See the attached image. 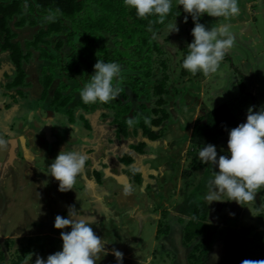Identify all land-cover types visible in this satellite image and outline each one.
<instances>
[{"label": "rangeland", "instance_id": "obj_1", "mask_svg": "<svg viewBox=\"0 0 264 264\" xmlns=\"http://www.w3.org/2000/svg\"><path fill=\"white\" fill-rule=\"evenodd\" d=\"M30 1L23 0V4L27 7ZM171 2L172 6L182 7L178 5V0ZM238 6L240 12L237 16L216 18L205 13L200 20V23L209 29L213 25L228 24L235 37L232 49L225 56L218 71L210 77H205L202 72L193 75L182 67L181 60L189 51L187 45L194 39L191 34L194 26L173 18L165 24L163 34L158 39L163 42V58H166L169 64L168 98L172 104L170 107L168 105L170 109L168 120L165 125L159 127L161 136L149 150L146 148L143 155L141 166L143 169L145 166L147 177H142L141 183L119 180L111 174L114 166L126 165L117 161L121 155L115 151L111 152V149L108 153L110 152L112 157L108 159L102 156L105 143L98 136H104L105 133L114 136L113 133L117 129V125L112 122L111 114V117L102 116V107L89 114L90 120H93L94 130L85 126V114H79L80 107L85 109L83 105L78 106L73 113L84 125L70 126L66 122L72 111L67 114L64 108L71 103L75 104L76 101L71 96L70 100L67 98L60 105L61 108L53 106L52 111L40 109L37 113L29 109L34 106L33 108L38 111L37 101H41L49 94L51 85L48 86L46 83L49 73L59 76L57 80L59 90L68 86L65 83L64 72L60 70L62 73L59 74L50 61L53 59L57 64L65 65L64 60H67V57L64 52L70 48L62 47L64 52L56 50L58 40L54 32L47 39L50 41H45L43 37L35 39L37 30L27 32L25 45L18 41L23 54L28 56L22 60L26 78L24 85L20 86L26 91L10 88L11 82L17 76L15 75L17 69L12 63L0 65V130L4 131L3 134L0 131V138L7 141L5 146H0V253L6 254L8 264L13 257L11 254H16L15 251L20 252L21 247L28 243L29 237L39 236L35 244H44L45 251L40 256L45 260L49 254L62 250L60 232L71 231V228L56 229L54 221L57 215L68 218L70 205L80 214L95 217L93 231L108 241L105 245L107 255L101 253V259L96 264H117L112 249L123 253V264H147L148 257H151V264H190L184 256L195 248L200 240L196 238L190 246L184 245L182 231L185 230L193 206L203 201L208 203L205 199L209 191L208 181L214 178L218 171L212 164L200 161L198 153L203 147H193L190 144L194 122L204 113L203 110L208 111L223 103L234 106L237 114L240 113L238 116H242L241 123L246 122L250 106H254L253 111L264 108V0H238ZM113 7L117 11V8ZM52 12L56 10L53 9ZM23 21L27 20L24 18ZM45 22H47L45 19L40 22L39 29L47 26ZM175 22L179 31L168 34V24ZM140 35L143 42L139 46H144L148 35L147 33ZM165 37L169 38L166 43ZM12 38L17 39L15 33ZM121 39L122 37L119 38ZM122 42L124 44V41ZM150 42L151 47L154 44L153 39ZM44 48L49 50L46 55H43ZM146 49L148 48L143 51L140 49L141 57L134 52L129 54L139 59L133 68L139 71L142 77H145L144 71L149 72L148 68L153 69L156 66L152 63L151 53L147 56ZM8 52L9 50L0 49V62L10 60ZM124 52L128 54L122 51ZM60 53L63 57L59 55ZM147 57H150V60ZM161 70L159 67L154 74H160ZM6 72L9 76L3 77ZM147 80L149 84L154 82L153 78ZM77 83L83 84L80 80H74L69 89L79 96L77 93L80 90L77 91L73 87H77ZM36 88L37 92L34 91ZM62 92L65 93L59 92L57 99L58 97L62 99ZM54 101L56 104V98ZM44 102L41 101L40 104L43 105ZM67 102L68 104L62 107ZM26 103L29 104L27 107L24 106ZM105 118H108L109 124L107 131ZM52 120H55V124L51 123ZM84 126L85 128H82ZM51 128L54 136H58L59 140L63 138L60 144L59 140L54 142V150L48 146L50 140L46 138L47 133L52 132ZM130 128L133 129V126ZM153 129L156 130L155 127ZM9 132L11 138L18 139V135L26 136L25 145L28 149L25 156L28 163L14 162L13 171L4 173L2 166L10 149V140L7 138ZM228 138V135L223 137L216 147L218 155L230 156ZM91 146L95 151L91 150ZM62 148L64 151L78 150L92 159L91 166L86 165L83 173L76 178L74 189L66 192L58 190L59 181L50 175L48 168L58 155V149ZM51 154L53 156L50 157ZM136 165L130 164L128 168H134ZM170 166L173 169L169 173L166 168ZM95 169L99 173L94 171ZM87 178L98 183L96 189L101 194L98 197L104 200V205L107 206L99 203L102 206L101 211L97 201L91 197ZM126 184L133 187V192L129 196L123 194ZM221 199L225 200L208 204V219L212 225L219 224L220 230L225 231L228 228H239L244 224L257 222L259 230H264V216L258 220V213L264 212V189L258 190L255 201L245 205L226 200L228 199L226 195H222ZM219 235V232L216 233L217 238L214 236L216 240H212L206 264H224L219 258L228 243L225 236ZM10 240L14 242L11 243ZM199 252L200 250L197 251ZM262 258L264 260V257Z\"/></svg>", "mask_w": 264, "mask_h": 264}, {"label": "trees", "instance_id": "obj_2", "mask_svg": "<svg viewBox=\"0 0 264 264\" xmlns=\"http://www.w3.org/2000/svg\"><path fill=\"white\" fill-rule=\"evenodd\" d=\"M34 1L36 2L37 11L41 13L43 18L44 16H48L49 12H52L53 9L56 10V12H54L56 13V18L51 20L50 23L48 20L46 22L47 26L40 29L36 38L43 37L45 41H50L47 40L46 37H50L51 33L54 32L58 40L55 49L63 50L64 52L62 47L70 48L69 51L66 50L64 52L67 57V60H64L65 65L62 66L60 63L57 64L53 59L50 61V64L57 69L59 74L64 72L65 83L68 84V86L65 89L61 88L59 90V85L57 84L59 76H54L49 73L50 75L48 74L49 76L46 79V83L48 86L51 85V87L49 88V94H46V98L52 103H48L47 107L49 109L53 106H56L57 109L61 108L60 105L63 104L67 98L69 99V96L73 97L72 95H63L62 93V99L59 97L57 99V94H59V92L61 93L63 90H67L69 86H71L73 80L79 79V75L80 79L83 81V85L78 86L77 89L81 90L84 85L89 82L90 76L94 74V64L97 62V59L104 60L105 62H118L123 69L120 80L123 91L119 98L107 104L99 102L95 104H85L80 99V96L76 95L77 100L75 104L71 103V105L67 106L66 112L68 114L72 111V113H69V117L73 122H76V117L73 113L76 106L83 105L85 107L84 110H89V108L92 107L93 111L98 109V107H102V115H106V117H111L112 115V122L117 125V129L114 133L119 137L129 132V126L126 121L129 118H133L138 128H141L143 131L142 137L147 138V140H141L138 144H134L132 148H134L137 153L143 154L147 144H149L148 141L152 143L161 136L159 127L165 125L168 120V116L170 115L169 107L172 104L169 103L170 99L168 98L170 97V90L168 87L170 79L169 64L166 58H163V42L161 43L158 37L160 38L163 34L164 26L170 18L184 21V17L187 15L188 20L186 24L194 26L191 15L184 12L183 6L181 8L179 6H172L165 22L159 23L156 22L157 17L155 15L147 18H139L136 14V10L126 6L124 0ZM14 2V4H10L7 7L0 3V13L4 15L0 14V49L11 51L10 58L13 62V66L17 69L15 74L17 76L11 82L10 88L22 89L20 86L22 87L24 85V80L26 78L25 67H22V60L24 59L23 49L19 42L11 41L10 38L13 33H11V27L7 20L8 18H12V15L16 12L20 19H22L21 24L24 23L23 19L27 18L22 11H20L23 0H14ZM113 6L117 8V11L114 10ZM104 7L105 9H103ZM30 9L33 10L34 6L30 5L29 10ZM57 10H59L58 13ZM118 10L120 14H118ZM201 18L202 16L200 20ZM149 28H151V31ZM144 33H147L148 39L145 40L144 46H139V44L143 42V38L140 34ZM75 37H77V39H75ZM120 37H122L121 40H119ZM151 39H153L154 44L150 47ZM122 41H124V44ZM168 41L169 38L165 37L164 43ZM145 48H148L146 49L148 50L146 51L147 56L151 53V58H153L152 63L156 66L153 69L148 68L149 72L144 71L145 77H142L140 76V72L133 68V65L136 64L139 59L129 54L130 52H134L140 56V49L143 51ZM48 51V49L44 48L43 55H46ZM122 51H126L128 54H125V52L122 53ZM59 55L63 57V54L60 53ZM144 59L146 58H142V60ZM147 59L150 60V57H147ZM183 59L181 60L182 64ZM48 66L51 67L50 65ZM70 66H72V68H70ZM159 67L162 69L161 73L155 75L154 73ZM142 68H144V65ZM60 70L62 72H60ZM6 76H9L7 72ZM151 78L154 79V82L149 84L147 79ZM146 88H148V90H146ZM46 89L47 87L45 91ZM54 98H56V104L55 101L53 102ZM67 104L68 102L63 106ZM203 112L204 113L194 122L190 136V144L193 147H204L209 143L217 147L221 139L228 135L230 129L238 126L243 120L241 118L242 116H238L240 113L237 114L234 106L227 103H223L208 111L203 110ZM80 114L84 115V113ZM85 126L91 129V124L87 120H85ZM153 127L157 129L154 130ZM136 159L137 158L135 156L133 157L130 153H123L121 157L122 163L126 166L135 163ZM94 171H97V169ZM97 172L99 173V171ZM127 172L130 176H133L136 182L140 183L142 181V173L137 171L135 167L128 168ZM208 214L209 205L204 201L197 203L192 208V213L187 221L185 230H183L184 232L182 231L183 243L184 245L190 246L196 238L200 241L195 245V248L191 249L190 252L184 256L186 261L188 260L190 264H206L209 260L212 240L218 232L220 235L225 236L226 242L228 243L223 255L219 258L224 264H241L245 259H263L264 230H259L257 222L244 224L239 228H228L224 231L220 230L219 224L212 225L209 222ZM263 216L264 212H259L258 220H261ZM37 239H39V236L29 237L28 243L21 247L20 252L15 251L16 254H11L13 257L11 258L10 264H24V261L29 258L30 253H34L31 258L34 262L36 254L40 255L45 251L43 243L38 245L35 244V240ZM10 242L13 243L14 240H10ZM198 250H200L199 253H197ZM7 260L6 254L1 252L0 264H8Z\"/></svg>", "mask_w": 264, "mask_h": 264}, {"label": "clouds", "instance_id": "obj_3", "mask_svg": "<svg viewBox=\"0 0 264 264\" xmlns=\"http://www.w3.org/2000/svg\"><path fill=\"white\" fill-rule=\"evenodd\" d=\"M124 4L136 10L139 18L155 15L159 23H164L172 8L171 0H124ZM185 13L191 15L194 27L191 34L193 41L187 45L188 54L182 67L195 75L202 72L210 77L218 71L229 50L232 49L235 37L230 31V25H213L210 29L200 23V17L207 13L211 17H234L239 15L238 0H178ZM59 10H57L58 13ZM56 13L49 12L46 21L54 20ZM188 16L184 17L186 23ZM169 32H178L176 24H168ZM151 31V28H149ZM94 74L89 82L80 90V99L85 104L97 102L107 104L119 98L123 91L120 80L122 66L118 62H105L97 59L94 64ZM254 106L247 110L246 122L231 128L228 133V155H218L216 146L206 144L198 153L202 163L212 164L218 168L214 178L208 181L209 191L205 196L208 204L213 201H223L226 195L229 201L245 205L255 201L256 193L264 188V108L253 111ZM129 127L135 123L133 118L126 121ZM7 141L0 138V146ZM87 157L78 150L59 151L54 161L48 166L50 175L59 181V191L73 190L76 178L81 175L86 166ZM133 187L126 184L123 188L125 196L131 195ZM96 223L93 216L80 214L74 206H68V218L57 215L54 221L56 229L70 227L71 231H61L62 250L49 254L45 260L36 254L34 264H96L101 259V253L107 255L105 245L107 240L96 235L92 225ZM30 253L25 264H32ZM117 264H123V253L112 249ZM147 264H151L148 257ZM241 264H264V260L245 259Z\"/></svg>", "mask_w": 264, "mask_h": 264}, {"label": "crops", "instance_id": "obj_4", "mask_svg": "<svg viewBox=\"0 0 264 264\" xmlns=\"http://www.w3.org/2000/svg\"><path fill=\"white\" fill-rule=\"evenodd\" d=\"M15 67V66H14ZM29 104L28 103H26L24 106L25 107H27ZM174 105H175V102H174ZM31 106V105H30ZM102 111H103V108H102ZM91 112H93V109H92V107L91 108H89V110H85V116H86V119H87V121H89L90 122V124H91V130H94V125H93V120L91 121L90 120V116H89V114L91 113ZM88 114V115H87ZM103 116V115H102ZM57 120H58V118H56ZM105 120V129H106V131L109 129V124L107 123V121H108V118H105L104 119ZM51 122H55V120H52ZM68 124H70V126H72V125H79V124H81V126H83L84 124H82L81 122H80V120H79V118H77L76 119V122H73V120H71L70 119V117L68 116V119H67V121H66ZM61 128H63V125H61L60 126ZM82 128H85V126L84 127H82ZM102 128H103V126H102ZM75 129V128H74ZM131 128L129 127V132L127 133V134H125V135H123L122 137H119V136H117L115 133H113L114 134V136L112 135L111 136V134L109 133H105V135L104 136H98L101 140H103L104 141V143H105V148H104V152H103V157H105V158H110V157H112L111 156V154H110V152L108 153V151L110 150L111 152H113V151H115L117 154H119V155H121V156H119V158H117V161H120V162H122L121 161V157L123 156V153L125 154V153H130V154H132V156L134 157H136L137 159H136V162L135 163H133L134 165L135 164H137L135 167H136V169H137V171H139V172H141L142 173V177H145L146 176V173H145V166H144V169L142 168L143 166H141L142 164V160H143V155L146 153V152H144L142 155H140V153H137L136 152V150L134 149V148H132V146L134 145V144H138L139 142H141V140H147V138H145V137H142V135H143V131H142V129L141 128H138V126H137V124L135 123L134 125H133V129H131ZM51 131L52 132H48L47 133V137L46 138H48L49 140H50V142H49V144H48V146L49 147H53V150L55 149L54 148V146H55V144H54V142L56 141V140H59V138H58V136H54V134H53V128H51ZM63 138H61L60 140H59V144H60V142H61V140H62ZM158 140V139H157ZM156 140V141H157ZM156 141H154V142H156ZM154 142H149L148 141V143L149 144H147V146H146V148H148V150H149V147L151 148V145L154 143ZM59 144H56V145H59ZM153 146V145H152ZM168 147H170L169 145H168ZM67 148H68V146H67ZM91 148V150L92 151H95V149H94V147H90ZM146 148H145V150H146ZM57 151V150H56ZM60 150L58 149V152H59ZM89 151V150H88ZM51 156H53V154H51L50 155V157ZM36 157V156H35ZM87 157V156H86ZM91 158L90 157H87V161H86V165H88V166H91ZM116 161V162H117ZM90 163V164H89ZM5 164H6V161H5ZM94 165V164H93ZM116 168H118L117 170H116ZM138 168H139V170H138ZM112 169V168H111ZM172 167L170 166V167H167L166 168V170H169V173L170 172H172ZM127 170H128V166H124V165H118V166H114L113 167V172H111V174H113L117 179H119V180H124V181H127V182H129L130 180H132V181H135V179L133 178V176H130L129 174H128V172H127ZM97 172V171H96ZM107 172H108V170H107ZM96 177V176H95ZM147 177V176H146ZM87 180H88V189H89V191L92 193V195H91V197H93L96 201H97V204L99 205V207H100V211H101V209H102V206H105L104 205V200H102V199H100L99 197H98V195H100L101 196V194L100 193H98L97 192V182L96 181H91L90 179H88L87 178ZM97 180V179H96ZM99 180H101V177H99ZM98 181V180H97ZM136 182V181H135ZM141 183V182H140ZM102 205H100V204ZM105 207H107V206H105ZM105 218H107V216L105 215Z\"/></svg>", "mask_w": 264, "mask_h": 264}, {"label": "flooded vegetation", "instance_id": "obj_5", "mask_svg": "<svg viewBox=\"0 0 264 264\" xmlns=\"http://www.w3.org/2000/svg\"><path fill=\"white\" fill-rule=\"evenodd\" d=\"M34 2V0H31L30 2H29V5L26 7V5L25 4H23V2L21 3V10L20 11H22V13L26 16V20L27 21H24V23L23 24H21V21H22V19H20V17L18 16V13L16 12V13H14L13 15H12V18H8V23H9V26L11 27V33H15V36L17 37V39L16 40H14L12 37H13V34H12V37L10 38L11 39V41H13V42H22L24 45L26 44V38H27V32H30V31H32V30H37L36 32H37V34L35 35V39H37L36 38V36L38 35V33L40 32V29H39V25H40V22H42L43 21V19L44 18H46L47 16H44V18H43V16L41 15V13H39L38 11H37V8H36V4H34L33 3ZM0 3L1 4H4V5H6V7L8 6V5H10V4H14L15 2H14V0H0ZM30 5H33L34 6V9L33 10H29V8H30ZM19 11V10H18ZM19 11V12H20ZM30 13V14H29ZM1 15H3L2 13H0ZM4 16V15H3ZM46 23V22H45ZM50 37H46V39H49ZM39 39V38H38ZM20 44V43H19ZM22 48V47H21ZM26 49V47H24V50ZM27 53H29V51H27ZM8 54H9V56H11V51L9 50V52H8ZM24 56V58H26V57H28L27 55H23ZM32 58H34V56L32 57ZM37 57H35V59H36ZM7 62V63H6ZM4 63H6V64H8V63H12V65H13V62H12V60H11V58H10V60H7V61H2V62H0V65H2V64H4ZM24 64L26 65V63L24 62ZM5 76H6V73H5ZM4 77V76H3ZM78 80H80L81 82H83L82 81V79H78ZM74 81V80H73ZM73 81L71 82V87H72V85H73ZM55 84H56V82H55ZM34 85V84H33ZM83 85V84H82ZM82 85H80L79 83H77V87L78 86H82ZM70 87V86H69ZM77 91H78V89H77V87L76 86H73ZM24 91H26V90H24ZM35 92H37L38 91V89L36 88L35 90H34ZM65 93H63V95H72L73 97H74V99L75 100H77V98H76V94H74V93H72V92H70V89L68 88L67 90H63ZM79 93V92H78ZM77 93V94H78ZM49 97H51V96H49ZM17 102H18V100L17 99H15ZM41 101H45L44 102V104L43 105H41L40 104V102ZM41 101H37L38 102V105H37V107H38V111H36L33 107L31 108H29V109H32V110H34V112H37V113H39V111H40V109L42 110V109H46V110H50V111H52L51 109H49L48 107H47V105H48V103H50V100L48 99V98H46V95L44 96V98L41 100ZM19 103V102H18ZM79 107H80V105H78ZM78 106H76L75 107V109H77V107ZM62 107H64V106H62ZM65 110L67 109V107L66 108H64ZM74 109V110H75ZM81 113H84L85 112V110L82 108V107H80L79 109H78ZM80 114V113H79ZM85 114V113H84ZM84 117V116H83ZM85 120H87V119H85ZM51 123H53V124H55V122H51ZM1 132H2V134L4 133V131L3 130H0ZM11 133H13V132H11ZM21 135H18V139H19V137H20ZM26 137V136H25ZM7 138H11V134H10V132L8 133V136H7ZM27 139V138H26ZM26 143V142H25ZM27 145H28V143H27ZM27 149H28V147H27ZM27 149L26 148H23V146H22V144H21V141H20V139H19V142H18V147H17V152H16V157H15V159H14V161H13V163L12 164H5V161H7L8 160V153H7V155H6V158H5V161H4V163H3V166H2V171L4 172V173H10V172H12L13 171V168H14V166H13V164H14V162H17V161H19V162H22V163H24V162H27L28 163V161H27V158H26V156H25V153L27 152ZM31 149V148H30Z\"/></svg>", "mask_w": 264, "mask_h": 264}, {"label": "water", "instance_id": "obj_6", "mask_svg": "<svg viewBox=\"0 0 264 264\" xmlns=\"http://www.w3.org/2000/svg\"><path fill=\"white\" fill-rule=\"evenodd\" d=\"M19 139H20L21 144L23 145V147L27 149V147L25 145L26 137L24 135H21L19 137ZM19 139H17V138H10L9 139L10 140L9 141L10 142V149H9V152H8V160H7L6 164H12L13 163V161H14V159L16 157V152H17Z\"/></svg>", "mask_w": 264, "mask_h": 264}]
</instances>
